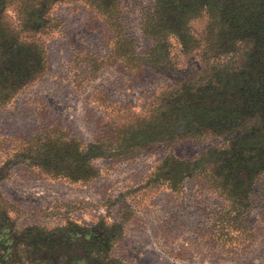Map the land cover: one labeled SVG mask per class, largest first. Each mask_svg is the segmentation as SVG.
<instances>
[{
	"label": "rangeland",
	"instance_id": "374dc122",
	"mask_svg": "<svg viewBox=\"0 0 264 264\" xmlns=\"http://www.w3.org/2000/svg\"><path fill=\"white\" fill-rule=\"evenodd\" d=\"M148 2L120 0L113 11L99 15L97 4L87 0H0V222L15 232L31 225L47 233L66 226L90 231L105 242L92 250L99 264H264V177L250 181L246 195L243 190L227 195L224 185L214 187L209 178L185 180L174 191L157 179L166 157L197 158L212 139L97 158V175L85 185L45 180L38 168L14 161L28 149L29 139L48 130L75 138L81 149L91 143V124L102 116L94 94L110 108L132 107L142 116L149 109L143 108L145 99H163L173 81L198 86L213 80L221 67L229 73L240 68L242 52L234 59L221 56L205 16L189 24L196 47L191 53L184 54L169 37L166 77H132L137 83L127 87L129 70L117 68L114 56L101 62L111 49L122 53L113 48L117 40L132 41L138 53L149 48L140 32ZM110 108L108 118L122 122L124 117ZM235 202H242L241 210H235ZM1 249L0 264H27L19 247L8 253L11 260Z\"/></svg>",
	"mask_w": 264,
	"mask_h": 264
},
{
	"label": "trees",
	"instance_id": "16d2710c",
	"mask_svg": "<svg viewBox=\"0 0 264 264\" xmlns=\"http://www.w3.org/2000/svg\"><path fill=\"white\" fill-rule=\"evenodd\" d=\"M91 1L97 4L99 15H104L106 9L113 11L120 2L87 0ZM147 7L140 32L150 41L149 48L138 53L132 41L117 40L113 48L122 53L111 49L109 57L101 62L104 65L114 56L111 60L117 68L129 70L127 87L135 85L134 79L141 75L166 77L165 71L171 66L169 37H175L184 54L191 53L196 47L189 24L205 16L214 48H219L221 56L232 55L231 59L242 52L244 62L232 73L226 67L219 68L213 80L198 86L173 81L165 86L163 99H145L143 108L149 109L142 116L133 114L132 107L110 108L107 101L102 102L94 94L92 102L101 109L102 116L91 124V143L83 144L81 149L75 138L48 130L29 139L28 149L15 154L14 161L38 168L45 180L68 179L85 185L97 175V158L112 160L153 145L168 150L203 136L212 139L208 149L197 158L166 157L157 169V179L164 182L167 190L174 191L185 180L209 178L214 187L224 185L227 195H238L239 190L246 195V185L264 177V0H149ZM213 31L218 32L214 35L210 33ZM109 108L111 114L116 111L117 116L124 117L123 121L108 118ZM207 169L211 176H204ZM260 198L264 205V184ZM236 205L239 208L235 210H241L242 202ZM104 244L98 241V235L77 226L47 233L31 225L15 232L0 222L2 257L7 260L13 257L8 254L10 250L19 247L20 260L27 264H99L92 259V250Z\"/></svg>",
	"mask_w": 264,
	"mask_h": 264
}]
</instances>
